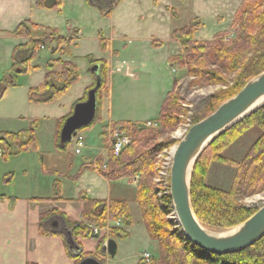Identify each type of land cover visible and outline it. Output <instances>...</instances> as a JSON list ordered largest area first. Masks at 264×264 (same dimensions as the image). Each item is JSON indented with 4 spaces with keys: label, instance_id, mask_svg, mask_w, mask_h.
Masks as SVG:
<instances>
[{
    "label": "rangeland",
    "instance_id": "374dc122",
    "mask_svg": "<svg viewBox=\"0 0 264 264\" xmlns=\"http://www.w3.org/2000/svg\"><path fill=\"white\" fill-rule=\"evenodd\" d=\"M59 1V10L37 6L40 9L37 24L57 29L61 35V43L56 52L50 49L51 44L54 49L57 45L56 36L37 34L34 31L31 32V36L22 34L26 42L21 45L28 43L34 37L44 38L45 43L41 45L44 48L40 47L36 55L28 61L27 70L18 71L21 66L13 69L12 60L10 62L4 59V42L0 40V132L33 130L36 149L24 153H27L26 165L29 166V171L31 169L29 178H34L35 173L39 172L34 169L42 160L38 157L41 146L48 147L52 132L54 134L56 130L57 120L76 99L79 100L84 95L82 89L85 91L93 82L94 75L90 70L98 67L91 65L90 61L93 59L106 61L108 81L107 90L102 94L100 108L102 120L82 130L84 147L87 145L106 157L109 150V128L102 129V126L109 118L116 121L133 120L141 125H145L148 121L156 123L160 106L167 93L172 90L178 97L177 117L180 122L171 131L164 132L157 140L164 141L169 138L175 143L156 157L154 179V183L158 184L159 188H164L165 193L169 192L172 150L187 129L194 124L195 119L200 120L208 115L206 105L209 98L226 89V85L223 84H195V77L188 75L185 69L171 66L170 59L186 51L175 39L174 33L195 21L199 24L193 35L197 41L211 40L214 35L223 31L229 33L226 38H232L237 30L233 26V16L242 0H118L108 15H104L88 0ZM68 59L78 69V80L55 101L32 103L29 100V89L43 82L47 72L60 71L62 69L60 62L69 61ZM174 80H176L175 84H173ZM259 132L258 127L252 126L229 146L223 155L240 161ZM84 147L81 149L82 154H76L74 141L71 140L67 149L63 150V159H58L50 153L45 154L47 157L44 160L54 165L68 163L70 168V164L78 162L84 156L86 153ZM4 162L0 159V165ZM234 172L235 169L231 166L213 162L208 170L206 183L215 188L228 190ZM21 174V171L16 173V179H19ZM136 181L137 176L130 181L135 188ZM100 183L90 180L86 183V187L94 191L93 196L96 194L102 198L107 196L105 189L107 185ZM113 187L118 194L127 196L131 223L130 225L122 223L118 228L126 231L128 236L115 238L117 252L114 257L99 251H96L98 252L96 254L100 255L99 258L104 264H138L143 262V253L151 255L150 262L156 261L159 257V244L157 240L150 238L144 227L135 199L136 190L132 195L134 188L131 185L114 184ZM241 203L246 207L258 209L264 204V190L244 197ZM172 216L171 212L169 219H174ZM115 221L107 218L104 228L92 224L90 228L97 227L99 234L100 230H103L100 238L103 242L109 238L110 228ZM210 231L222 232L214 229Z\"/></svg>",
    "mask_w": 264,
    "mask_h": 264
},
{
    "label": "trees",
    "instance_id": "16d2710c",
    "mask_svg": "<svg viewBox=\"0 0 264 264\" xmlns=\"http://www.w3.org/2000/svg\"><path fill=\"white\" fill-rule=\"evenodd\" d=\"M117 1L88 0L89 3L97 6L104 15L111 12ZM35 4L43 9L59 10L60 1L37 0ZM233 26L237 30L232 38H226L229 33L223 31L214 35L211 40L197 41L193 35L199 28V24H196L195 21L174 33L175 39L186 51L184 54L172 57L170 59L171 66L185 69L188 75L195 77V84L226 85L225 90L219 91L209 98L206 105L208 115L222 102L238 93L250 79L264 71V0H242L234 13ZM32 31L37 34L56 36L57 45L54 49L51 44L50 49L52 52L59 49L61 35L57 29L24 20L18 24L13 33L19 36L26 33L31 36ZM44 43V38L34 37L28 43L15 47L11 55L12 68L18 69L21 66L18 71H26L28 61L36 55ZM60 63L62 64L60 71L47 72L43 82L29 89V100L32 103L55 101L78 80L79 72L73 63L69 61ZM90 63L98 67L97 72L100 80L95 90L96 112L93 120L80 128L78 132H82L84 128L102 120L100 108L102 94L107 90L108 66L106 61L97 59L91 60ZM175 82L176 80L173 84ZM229 83H231L230 86ZM95 86V79H93L92 84L86 87L84 95L77 102L86 100L88 91ZM71 112L57 120L55 144L61 150H66L70 143L66 142L63 147L60 145V130ZM178 112V97L171 90L160 106L156 119L157 126H145L131 121L113 123V126L119 127L130 137V144L118 156H114L108 150L106 157L100 155L86 161L82 165L81 172L85 169L96 170L103 178L110 181L122 178L131 181L137 176L135 199L142 222L150 238L157 240L159 244V257L156 261L150 263L143 261L138 264H264V236L241 251L218 255L203 251L191 243L182 234L178 222L175 219H169L172 212L171 198L169 192L165 193L164 188H159L158 184L154 183L156 177L155 159L164 149L175 143L169 138L164 141L157 140L164 132L171 131L180 122L177 117ZM198 121L195 119L194 123ZM254 125L259 128V135L240 161L223 155L229 146ZM35 149L36 143L32 129L0 132V159L5 162L10 157ZM213 162H220L235 169L228 190L215 188L206 183V176ZM55 186L57 185L55 184ZM263 190L264 106L218 136L200 155L192 171L190 198L194 214L204 227L210 230L224 231L241 224L257 210V208L244 206L241 199ZM37 199L40 201L63 200L58 195L53 198ZM68 200H74L83 206L79 222L72 221L60 213L76 244H78V236H93L90 224L104 228L107 218L111 221L122 218L126 225L131 223L127 204L123 200L94 199L89 198L83 192H80L75 199ZM54 213L59 212L55 211ZM50 215H41L42 234L52 235L43 229V222ZM109 235L108 239L115 240L117 237H127L128 233L118 227H111ZM102 244L101 241L98 243L97 251L101 252ZM88 256L92 255L80 251L74 258L79 264L80 260Z\"/></svg>",
    "mask_w": 264,
    "mask_h": 264
},
{
    "label": "crops",
    "instance_id": "0c3cea01",
    "mask_svg": "<svg viewBox=\"0 0 264 264\" xmlns=\"http://www.w3.org/2000/svg\"><path fill=\"white\" fill-rule=\"evenodd\" d=\"M36 1L0 0V40L4 42L3 55L6 61L9 60L11 62V54L15 46L26 42L24 36L13 33L18 24L24 20H30L36 24L39 21L38 12L40 9L37 8ZM110 72L111 67L109 68ZM92 73L95 83H97L99 76L95 72ZM83 92L84 89H82ZM77 100L74 101L71 107L69 106L60 118L71 112ZM122 121H128V119L116 121L109 118L106 124L102 126V129H107L113 126V123ZM130 121L134 122L133 120ZM134 123L139 122L135 121ZM85 147L86 153L84 156L78 162L70 164V168L68 163L63 165L48 163L44 160L47 157L45 154L52 153L56 158L63 159V150L57 148L55 132L54 134L52 132L51 142L48 147L43 148L41 146L38 151V157L42 158V160H40L39 166L34 169L36 172L39 170L38 173H35L34 178H29L31 169L29 171V166L26 165L25 158L27 160V153H20L10 157L8 161L0 165V175H2V182L0 183V264H77L74 257L80 251L93 257L97 255V246L101 240L100 238H102L103 230H100V234L97 237L78 236V244L74 243L76 248L70 246L68 242L70 231L67 229L60 213L72 221L79 222L81 221L83 206L74 200L70 201L68 199H75L78 196L77 194L83 192L89 198L123 200L128 206L127 196L118 194V191L113 186L114 184L131 185L134 188L132 195H134L136 188L128 179L122 178L110 181L103 178L96 170L85 169L81 172L82 165L87 160L95 159L101 155V152H96L87 145ZM80 154H82V151ZM20 171L22 174L19 179H16V173H20ZM90 180L97 183L103 182L100 184L107 185L105 188L107 196L102 198L96 194L93 196L94 191L86 187V183ZM124 182L127 183L125 184ZM56 195L63 200L40 201L37 199L53 198ZM55 211L59 213H54ZM43 214H51L43 222V229L52 235L41 233L40 221ZM122 223H124L123 219H119L112 226L120 227Z\"/></svg>",
    "mask_w": 264,
    "mask_h": 264
},
{
    "label": "water",
    "instance_id": "95a60500",
    "mask_svg": "<svg viewBox=\"0 0 264 264\" xmlns=\"http://www.w3.org/2000/svg\"><path fill=\"white\" fill-rule=\"evenodd\" d=\"M90 71L98 75L97 68ZM98 83L88 91L86 100L73 105L71 114L65 119L60 130L62 147L73 139L80 128L93 120ZM262 106L264 71L250 79L238 93L222 102L212 113L192 124L174 147L169 173L172 218L178 222L182 234L203 251L218 255L236 253L264 236V204L233 229L212 232L195 216L190 198L192 171L200 155L218 136ZM68 242L76 248L70 234ZM101 252L114 257L117 252L115 240L107 239L101 246ZM79 264L104 263L88 256L80 260Z\"/></svg>",
    "mask_w": 264,
    "mask_h": 264
},
{
    "label": "built area",
    "instance_id": "2783aa9c",
    "mask_svg": "<svg viewBox=\"0 0 264 264\" xmlns=\"http://www.w3.org/2000/svg\"><path fill=\"white\" fill-rule=\"evenodd\" d=\"M41 48H44L41 46ZM157 123L148 121L145 123V126H155ZM108 146L109 150L112 152L114 156H118L126 146H128L131 142L130 137L123 131L120 130L117 126L109 127L108 131ZM73 141L75 144V153L80 154L81 149L84 147L85 140L82 136L81 132H77V134L73 137ZM171 162V159H170ZM168 164V163H167ZM171 166V165H170ZM93 236L99 234V229L97 227H92ZM151 255L149 253H143L142 260L146 263H150Z\"/></svg>",
    "mask_w": 264,
    "mask_h": 264
},
{
    "label": "flooded vegetation",
    "instance_id": "af4514ba",
    "mask_svg": "<svg viewBox=\"0 0 264 264\" xmlns=\"http://www.w3.org/2000/svg\"><path fill=\"white\" fill-rule=\"evenodd\" d=\"M94 257H96L97 259H99L100 260V255L99 254H97V255H94ZM101 261V260H100Z\"/></svg>",
    "mask_w": 264,
    "mask_h": 264
},
{
    "label": "bare ground",
    "instance_id": "6f19581e",
    "mask_svg": "<svg viewBox=\"0 0 264 264\" xmlns=\"http://www.w3.org/2000/svg\"><path fill=\"white\" fill-rule=\"evenodd\" d=\"M174 152V149L172 150V153Z\"/></svg>",
    "mask_w": 264,
    "mask_h": 264
}]
</instances>
